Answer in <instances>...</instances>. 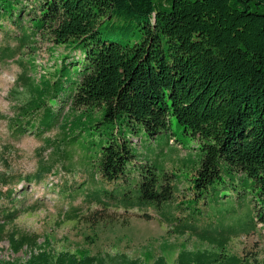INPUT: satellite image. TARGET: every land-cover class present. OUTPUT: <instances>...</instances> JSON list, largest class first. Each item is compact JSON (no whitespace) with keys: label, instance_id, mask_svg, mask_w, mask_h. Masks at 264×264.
<instances>
[{"label":"trees","instance_id":"1","mask_svg":"<svg viewBox=\"0 0 264 264\" xmlns=\"http://www.w3.org/2000/svg\"><path fill=\"white\" fill-rule=\"evenodd\" d=\"M0 32L9 41L0 62L34 52L37 40L69 53L50 75L24 74L14 91L11 136L45 139L37 155L51 154L32 174L13 172L0 157V242L26 256L0 264H147L126 253L55 252L46 235L12 226L42 208L25 205L27 186L60 172L78 176L59 190L68 200L82 193L100 207L85 217L91 224L111 219L99 217L111 207L150 208L172 233H196L175 222L200 198L228 190L248 199L252 222L264 226V0H0ZM174 125L196 147L184 156L189 165L159 171L135 153L138 133L153 139ZM55 130L56 140L45 138ZM112 183L126 187L116 194ZM80 209L61 222L79 221ZM222 249L181 251L174 264H240ZM150 264L167 263L158 256Z\"/></svg>","mask_w":264,"mask_h":264},{"label":"rangeland","instance_id":"2","mask_svg":"<svg viewBox=\"0 0 264 264\" xmlns=\"http://www.w3.org/2000/svg\"><path fill=\"white\" fill-rule=\"evenodd\" d=\"M8 44L9 41L4 40V33L0 32V48ZM10 44L14 46L13 41ZM32 47L36 49L34 52L25 49L15 60L0 62V116L7 117V120L0 118V157L9 162L13 172L22 174L34 173L38 161L49 157L51 150H46L38 156L45 139H36L31 135L18 139L11 136L8 119L13 116L12 108L16 101L14 91L20 84L22 85L20 81L25 77L24 74L35 79L39 74L50 75L59 68L62 57L69 55L61 45H51L38 40ZM77 56L78 53L70 54L72 58ZM72 58L68 60L71 61ZM18 61L23 63V67L19 66ZM26 63H34L37 75L30 72L32 68ZM58 133L59 131L55 130L45 138L56 140ZM169 137L176 143H168ZM137 138L140 143L134 146L135 153L142 154L143 160L164 172H175L181 165H189V155L196 147V143L183 136L175 125L169 132L153 139L141 130ZM5 147L8 148V152L4 150ZM187 153L190 154L184 157ZM78 159L79 156L76 155L75 160ZM55 165L59 170L61 163ZM3 166L0 158V169ZM190 172V167L183 168L184 176ZM86 175L89 174H83ZM71 179L75 181L78 176L70 177L60 172L51 175L45 183H32L27 186L25 205L36 201L42 208L35 213L21 215L12 226L46 235L55 252L68 251L77 255H93L98 252L126 253L132 258H141L147 264L162 256L167 264H174L177 254L181 251L218 253L223 248L221 253L226 256L240 257V264H264V226L252 222V203L244 199V196L239 197L235 191L230 193L228 190H222V199H215L214 196L206 200L200 198L196 206H191L188 211L183 212L187 218L177 220L175 225L183 227L189 222L197 232L188 231L181 236L172 233V228L162 222L150 208L123 211L111 207L110 212L101 211L99 215L104 217L109 214L111 219H105L97 224L87 222L86 218H92L94 211L100 207L88 204L85 201L86 196L82 193L70 201L66 194L59 192L64 185H69ZM133 183V179L128 182L129 186ZM110 185L116 194H121L126 187L125 183ZM82 189L83 187L78 186L74 193ZM183 191L186 190L182 189ZM72 207L81 208L80 220L62 223L61 215ZM158 213L162 218L168 214ZM11 228L9 226L8 229ZM15 258L23 261L26 256L23 252L13 254L8 242L1 241L0 262L12 261Z\"/></svg>","mask_w":264,"mask_h":264}]
</instances>
